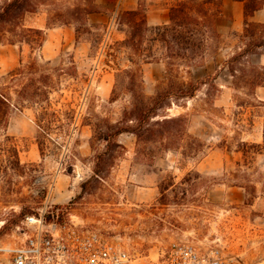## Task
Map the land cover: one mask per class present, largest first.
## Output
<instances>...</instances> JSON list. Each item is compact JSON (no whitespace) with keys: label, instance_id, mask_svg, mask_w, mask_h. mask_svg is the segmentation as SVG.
<instances>
[{"label":"rangeland","instance_id":"rangeland-1","mask_svg":"<svg viewBox=\"0 0 264 264\" xmlns=\"http://www.w3.org/2000/svg\"><path fill=\"white\" fill-rule=\"evenodd\" d=\"M92 1L35 0V12L23 23L31 27L46 18L53 28L44 30L48 42L40 47L0 41V85L20 89L33 61L40 67L36 77L49 75V99L37 97L33 107L11 111L0 126V149L10 136L22 163L13 169L0 153V245H14L22 218L47 208L121 245L136 264H155L174 243L206 254L218 250L235 264H264V154L252 155L244 166L239 151L240 142L262 143L255 140L263 136L264 108L249 105L255 100L247 88H232L244 85L241 67L233 78L227 65L242 46L243 3L222 0L220 38L209 41L203 57L187 60L168 59L164 43L155 39L179 0H125L126 9L116 0H95L101 14L76 13L77 6L91 7ZM132 6L145 10L149 26L143 38L134 37L138 50L127 42L132 27L123 14ZM257 18L252 20L264 23V11ZM157 19L168 22L151 25ZM123 33L126 37L118 39ZM148 60L164 62L161 77L157 70L143 71ZM248 61L264 64V55ZM20 66L23 74L13 84L10 73ZM105 77L112 81L108 90L100 86ZM208 77L216 78L215 87L203 86L193 98L172 95L165 100L170 108L153 119L182 116L183 140L139 141L123 133L118 137L123 147L99 159L108 126L137 124L130 115L135 105L151 104L159 92ZM192 137L205 143L204 155L191 156Z\"/></svg>","mask_w":264,"mask_h":264},{"label":"trees","instance_id":"trees-1","mask_svg":"<svg viewBox=\"0 0 264 264\" xmlns=\"http://www.w3.org/2000/svg\"><path fill=\"white\" fill-rule=\"evenodd\" d=\"M243 3V12L245 16V27L242 33V46L239 51L234 53L227 62L229 74L235 78L239 73L237 65H240L241 76L239 81L243 86L236 85L232 87L238 90L240 87L247 88L246 93L255 100V104L250 102L249 105L256 108H264V101L259 100L256 96V89L264 86V64H250L248 61L251 56L264 55V23L256 22L250 18L255 12L264 8V0H235ZM35 0H6L0 4V41L6 39L10 44L17 42H26L31 44L37 43L40 47L46 41L45 32L42 29L26 27L23 23L27 13L35 12ZM76 13L84 14L85 18L89 14L99 12L95 6V0L92 6H77ZM131 24V38L128 43L135 50L140 49L139 44L135 42L136 36L143 38L149 32L147 15L144 9L138 8L127 10L123 13ZM223 18L222 0H179L169 9V23L164 24L156 29V38L162 41L167 50V58L180 57L187 60H194L205 53L209 41L220 38L217 30V21ZM11 34L15 37H8ZM141 41V40H140ZM152 62V61H146ZM29 77L22 84L20 89L11 91L10 85H0V126L7 124L9 115L13 110L22 111L24 108L33 107L32 104H38L35 98L49 99L47 96V87L49 78L48 74L41 73L40 77L35 75L40 71L36 61L27 65ZM21 66L10 73V82L15 83L23 74ZM215 79L208 77L196 82H182L171 90L159 92L151 104L142 103L135 105L130 115L135 118L137 124L122 122L118 125L108 126V130L102 136L106 142L105 154L112 153L116 148L123 147L118 137L123 133L134 134L139 141L144 140H161L171 139L172 136L184 139L186 135L184 130V118L182 116L169 117L164 115L160 120L153 121L158 117V111L169 105L165 103L167 98L172 95L178 99L193 98L201 87L209 85L215 87ZM42 83L43 86L39 84ZM169 106V107H168ZM45 109L46 107L41 106ZM264 116V115H263ZM130 121H133L131 118ZM1 128V127H0ZM192 151L191 156H201L205 154V143L197 137L191 138ZM3 147L0 149L1 154L8 165L13 169L22 167L19 157L18 146L12 142L10 136H5ZM41 154L43 153V142H38ZM239 151L243 154V165L249 164V158L252 155L264 154V128L262 143L240 142ZM186 153L183 152V155ZM102 169L99 163L96 164L95 174L100 175ZM248 191V186H243Z\"/></svg>","mask_w":264,"mask_h":264},{"label":"built area","instance_id":"built-area-1","mask_svg":"<svg viewBox=\"0 0 264 264\" xmlns=\"http://www.w3.org/2000/svg\"><path fill=\"white\" fill-rule=\"evenodd\" d=\"M14 245H0V264H136L121 245L105 240L47 208L27 214L16 225ZM154 264V263H153ZM155 264H235L218 250L203 253L174 243Z\"/></svg>","mask_w":264,"mask_h":264},{"label":"crops","instance_id":"crops-1","mask_svg":"<svg viewBox=\"0 0 264 264\" xmlns=\"http://www.w3.org/2000/svg\"><path fill=\"white\" fill-rule=\"evenodd\" d=\"M95 3H98L97 1H95ZM117 4V6L119 7H124L125 9L128 8V6H126V2L125 0H116L115 2ZM242 3V2H241ZM135 6L129 7V9H134ZM264 11V8L255 12V14L250 18L255 19L257 21H259V19L257 18L259 13H262ZM96 14H101L99 12H95V13H91L88 15V17L96 15ZM149 19L151 20V18L149 17ZM48 21L46 18L41 17L39 19V22H33L31 25V27L33 28H38V29H42L45 30L46 32H49L51 30H53V28L49 27L47 24ZM168 21L165 19L163 21L161 20H156L155 22H152L151 25H159L162 23H167ZM47 35V34H46ZM126 37V35L123 33L121 34V36H119L118 39L123 40ZM45 42H48V40H46ZM151 70H157L158 72V76L161 77L162 72L165 70V65L164 62L161 61V63L157 62V63H153V62H148V63H144L143 65V71L146 73L147 71H151ZM106 72L108 73V71L106 70ZM103 89L108 90V88H110L112 86V81L110 77H105L102 81H101V85H100ZM256 96L258 99L264 101V86H260L256 89ZM263 140V136L262 134L259 135L257 137V139L255 140L256 142H260Z\"/></svg>","mask_w":264,"mask_h":264}]
</instances>
